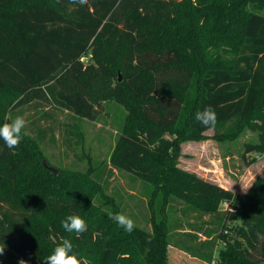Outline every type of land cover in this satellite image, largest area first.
Listing matches in <instances>:
<instances>
[{"label": "trees", "instance_id": "16d2710c", "mask_svg": "<svg viewBox=\"0 0 264 264\" xmlns=\"http://www.w3.org/2000/svg\"><path fill=\"white\" fill-rule=\"evenodd\" d=\"M107 101L127 111L109 165L150 186V231L109 218L122 211L92 168L44 170L40 130L12 149L0 139V264H43L62 239L88 264H168L171 199L200 222L183 236L204 237L203 251L177 248L207 264H264V178L234 193L176 167L180 142L208 130L219 142L255 131L245 167L264 155V0H0V125L43 104L93 122ZM209 106L215 127L195 119ZM73 214L88 225L79 236L61 225Z\"/></svg>", "mask_w": 264, "mask_h": 264}, {"label": "rangeland", "instance_id": "374dc122", "mask_svg": "<svg viewBox=\"0 0 264 264\" xmlns=\"http://www.w3.org/2000/svg\"><path fill=\"white\" fill-rule=\"evenodd\" d=\"M120 79L118 75V81ZM42 112L47 113L48 118H41ZM18 115L26 119L25 131L32 138L41 139L38 137L39 132L44 133L40 146H36V154L41 165L45 161L55 170L72 175L84 174L88 168H92V178L102 186L122 213L132 218L135 226L150 231V212L147 208L150 186L128 173L111 169L109 165L111 149L127 115L122 105L114 101L103 103L93 122L71 117L48 104H43L40 108L25 106L16 111L10 119ZM256 140V132L247 128L243 129L237 138L224 142L215 140L212 130H208L199 140L188 139L180 142L176 167L223 189L234 193H246L256 179L264 178V155L257 157L249 167H245V161L241 157L244 153V144ZM33 146L30 143L26 147L32 154L35 152ZM185 206V203L176 199H171L168 203L167 219L172 237L170 246L166 247L167 263L207 264L176 247L190 245L198 252L204 249L200 245L204 241L202 233H196L197 238L194 241L182 234L188 231L187 225H200L194 213H189ZM223 208L222 205L221 209ZM205 220L208 221L210 218L206 217ZM180 227L183 230H180ZM218 248L216 247L213 252V257H216ZM206 254L207 252H201L199 255Z\"/></svg>", "mask_w": 264, "mask_h": 264}, {"label": "clouds", "instance_id": "9594fccd", "mask_svg": "<svg viewBox=\"0 0 264 264\" xmlns=\"http://www.w3.org/2000/svg\"><path fill=\"white\" fill-rule=\"evenodd\" d=\"M70 3L86 5L88 0H70ZM196 121L205 127H215L217 122V114L212 107H206L202 111L195 114ZM27 121L23 116H16L10 122L0 125V139L9 149L16 148L20 145L23 136L28 133L25 131ZM233 211V209H231ZM117 225L126 232L131 233L135 228V222L132 218L124 213H115L109 217ZM63 229L68 233H75L77 236L87 231L88 225L86 221L79 215H68L61 221ZM6 249L5 243H0V255H3ZM19 264H28L24 259L19 260ZM43 264H88L86 260H81L73 252V244L69 239L62 241L54 248L52 253L48 255Z\"/></svg>", "mask_w": 264, "mask_h": 264}, {"label": "water", "instance_id": "95a60500", "mask_svg": "<svg viewBox=\"0 0 264 264\" xmlns=\"http://www.w3.org/2000/svg\"><path fill=\"white\" fill-rule=\"evenodd\" d=\"M42 166H43V168H44V170H46V171H49V172H51V173H53V175H56L57 174V170H55L54 168H52V167H50V166H48L47 164H46V162L45 161H43L42 162Z\"/></svg>", "mask_w": 264, "mask_h": 264}, {"label": "built area", "instance_id": "2783aa9c", "mask_svg": "<svg viewBox=\"0 0 264 264\" xmlns=\"http://www.w3.org/2000/svg\"><path fill=\"white\" fill-rule=\"evenodd\" d=\"M82 61H85V58H83ZM223 207H227V204H223Z\"/></svg>", "mask_w": 264, "mask_h": 264}]
</instances>
